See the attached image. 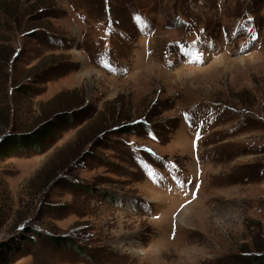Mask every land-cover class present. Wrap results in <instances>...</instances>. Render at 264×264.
<instances>
[{
  "label": "rangeland",
  "instance_id": "rangeland-1",
  "mask_svg": "<svg viewBox=\"0 0 264 264\" xmlns=\"http://www.w3.org/2000/svg\"><path fill=\"white\" fill-rule=\"evenodd\" d=\"M37 128L10 264H264V0H0V137Z\"/></svg>",
  "mask_w": 264,
  "mask_h": 264
},
{
  "label": "trees",
  "instance_id": "trees-1",
  "mask_svg": "<svg viewBox=\"0 0 264 264\" xmlns=\"http://www.w3.org/2000/svg\"><path fill=\"white\" fill-rule=\"evenodd\" d=\"M48 129H34L28 133L7 132L0 137V153L3 155L13 153L18 150H40L45 137L49 136ZM28 234H35L31 228H26L23 233L14 236H8L0 240V264H10L12 259L18 255L27 252L26 244L32 241ZM55 245L76 246L73 242L64 237L49 238ZM255 260H259L253 257ZM262 259V258H261Z\"/></svg>",
  "mask_w": 264,
  "mask_h": 264
}]
</instances>
